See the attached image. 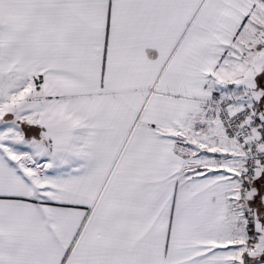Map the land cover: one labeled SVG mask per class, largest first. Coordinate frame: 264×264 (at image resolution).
<instances>
[{"label":"snow or ice","instance_id":"snow-or-ice-1","mask_svg":"<svg viewBox=\"0 0 264 264\" xmlns=\"http://www.w3.org/2000/svg\"><path fill=\"white\" fill-rule=\"evenodd\" d=\"M0 264H264V0H0Z\"/></svg>","mask_w":264,"mask_h":264}]
</instances>
